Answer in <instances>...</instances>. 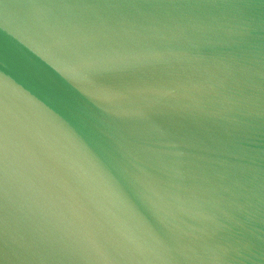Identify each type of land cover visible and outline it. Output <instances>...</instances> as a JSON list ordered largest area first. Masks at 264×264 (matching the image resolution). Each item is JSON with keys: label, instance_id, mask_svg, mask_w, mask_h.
Masks as SVG:
<instances>
[{"label": "water", "instance_id": "water-1", "mask_svg": "<svg viewBox=\"0 0 264 264\" xmlns=\"http://www.w3.org/2000/svg\"><path fill=\"white\" fill-rule=\"evenodd\" d=\"M0 264H264V0H0Z\"/></svg>", "mask_w": 264, "mask_h": 264}]
</instances>
